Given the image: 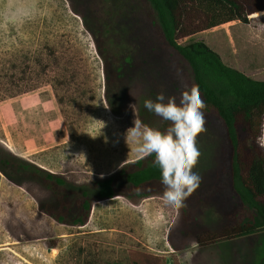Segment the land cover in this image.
<instances>
[{
    "label": "rangeland",
    "instance_id": "1",
    "mask_svg": "<svg viewBox=\"0 0 264 264\" xmlns=\"http://www.w3.org/2000/svg\"><path fill=\"white\" fill-rule=\"evenodd\" d=\"M84 9L92 18L81 15ZM96 16L111 25L112 40L127 61H143V75L171 90L166 97L178 102V84L182 91L193 85L189 68L183 64L176 71L170 53L156 44L140 0H0V82L5 70L9 79L0 95V146L71 186L138 160L135 143L125 140L135 116L153 128L164 123L144 107L145 99L156 98L149 85L106 95L105 67L88 31ZM192 41L205 42L225 64L264 81V12L247 25L227 23L180 43ZM24 65L27 83L15 86L11 75L23 78ZM205 119L207 131L197 138L198 174L216 166L223 137L219 123ZM51 198L34 180L15 184L0 173V264H130L129 251L163 257L165 264H259L263 253L262 230L208 250L192 241L176 250L170 236L180 209L165 205L161 196L95 202L83 227L41 213L40 203ZM200 219L216 226L222 216L207 207Z\"/></svg>",
    "mask_w": 264,
    "mask_h": 264
},
{
    "label": "trees",
    "instance_id": "2",
    "mask_svg": "<svg viewBox=\"0 0 264 264\" xmlns=\"http://www.w3.org/2000/svg\"><path fill=\"white\" fill-rule=\"evenodd\" d=\"M140 1L156 44L170 53L176 71L180 73L183 64L189 68L192 84L198 85L207 105L203 110L205 116L216 120L223 132L217 164L208 172L199 174L202 182L186 200L187 206L180 209L179 224L170 241L176 250L187 241L208 250L222 242L252 237L261 230L264 232V149L256 143L257 137L264 134V81L252 79L225 64L221 56L203 41L180 43L185 38L227 23L249 24L251 16L264 12V0ZM83 13V17L92 18L87 9ZM94 20L88 25V31L105 67L108 97H120L132 85L143 88L149 85L155 96L160 92H171L143 75V61L126 60L123 49L117 48L112 40L113 28L104 18L96 16ZM103 22L107 25H102ZM25 66L19 69L23 78L11 75L15 86L27 83L29 71ZM7 74L5 70L0 95L7 92ZM36 77L39 78L38 74ZM177 87L181 93L182 86L178 84ZM167 126L164 121L158 129L164 130ZM153 161L154 155L131 161L108 176L71 186L65 177L0 146V173L15 184L23 179L40 183L52 198L40 203L39 211L71 227H83L89 222L95 202L116 197L140 200L162 196L160 171ZM193 171L197 172L196 168ZM207 207L215 214L221 213L222 219L216 226L207 225L200 219ZM129 263L165 264V260L148 253L129 251ZM259 264H264V238Z\"/></svg>",
    "mask_w": 264,
    "mask_h": 264
},
{
    "label": "clouds",
    "instance_id": "3",
    "mask_svg": "<svg viewBox=\"0 0 264 264\" xmlns=\"http://www.w3.org/2000/svg\"><path fill=\"white\" fill-rule=\"evenodd\" d=\"M135 112L134 105L132 106ZM144 107L168 123L164 130L153 128L135 116L133 125L125 134L126 143H135L137 158L142 160L154 155L153 164L158 166L163 192L161 200L174 209L186 207V200L199 188L202 177L193 169L202 155L197 138L207 131L204 109L198 85L181 92L179 101L164 92L155 100L145 99ZM264 149V134L256 139Z\"/></svg>",
    "mask_w": 264,
    "mask_h": 264
},
{
    "label": "bare ground",
    "instance_id": "4",
    "mask_svg": "<svg viewBox=\"0 0 264 264\" xmlns=\"http://www.w3.org/2000/svg\"><path fill=\"white\" fill-rule=\"evenodd\" d=\"M253 16H255V15H253ZM253 16H251V17H253Z\"/></svg>",
    "mask_w": 264,
    "mask_h": 264
}]
</instances>
